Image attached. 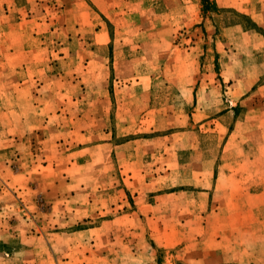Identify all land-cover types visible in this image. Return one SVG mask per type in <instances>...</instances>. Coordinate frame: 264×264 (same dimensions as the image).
<instances>
[{
	"label": "rangeland",
	"instance_id": "374dc122",
	"mask_svg": "<svg viewBox=\"0 0 264 264\" xmlns=\"http://www.w3.org/2000/svg\"><path fill=\"white\" fill-rule=\"evenodd\" d=\"M0 264H264V0H0Z\"/></svg>",
	"mask_w": 264,
	"mask_h": 264
}]
</instances>
